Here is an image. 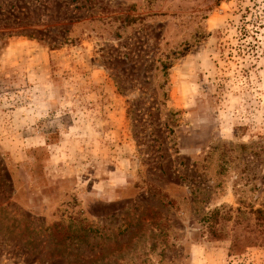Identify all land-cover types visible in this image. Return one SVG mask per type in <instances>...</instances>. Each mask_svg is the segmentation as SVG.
Here are the masks:
<instances>
[{
    "label": "rangeland",
    "instance_id": "374dc122",
    "mask_svg": "<svg viewBox=\"0 0 264 264\" xmlns=\"http://www.w3.org/2000/svg\"><path fill=\"white\" fill-rule=\"evenodd\" d=\"M0 264H264V0H0Z\"/></svg>",
    "mask_w": 264,
    "mask_h": 264
}]
</instances>
